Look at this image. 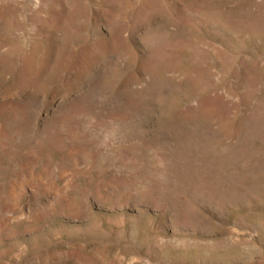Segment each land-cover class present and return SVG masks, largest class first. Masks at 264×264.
<instances>
[{
	"label": "rangeland",
	"instance_id": "rangeland-1",
	"mask_svg": "<svg viewBox=\"0 0 264 264\" xmlns=\"http://www.w3.org/2000/svg\"><path fill=\"white\" fill-rule=\"evenodd\" d=\"M0 264H264V0H0Z\"/></svg>",
	"mask_w": 264,
	"mask_h": 264
}]
</instances>
